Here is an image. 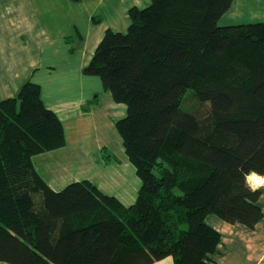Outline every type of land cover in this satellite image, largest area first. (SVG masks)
Returning <instances> with one entry per match:
<instances>
[{"label":"trees","instance_id":"trees-1","mask_svg":"<svg viewBox=\"0 0 264 264\" xmlns=\"http://www.w3.org/2000/svg\"><path fill=\"white\" fill-rule=\"evenodd\" d=\"M233 2L130 8L127 32L107 30L84 67L126 107L115 127L141 183L131 206L89 181L52 190L32 158L66 145L61 121L31 81L0 101L1 263L212 264L221 234L209 215L255 228L262 191L247 177L264 176V22L219 26ZM188 90L197 104L185 110Z\"/></svg>","mask_w":264,"mask_h":264},{"label":"crops","instance_id":"crops-1","mask_svg":"<svg viewBox=\"0 0 264 264\" xmlns=\"http://www.w3.org/2000/svg\"><path fill=\"white\" fill-rule=\"evenodd\" d=\"M149 4L150 0H0V101L16 97L22 85L31 81L40 87L44 106L64 128L63 148L32 158L37 173L52 190L89 181L126 207L136 201L141 183L115 131L126 107L114 103L96 77L86 76L83 69L107 30L125 31L130 25L128 10ZM241 9L256 13L251 21L264 22V0H234L219 26L246 24ZM247 184L264 195V176L250 174ZM206 222L221 234L212 264H231L226 261L224 235L238 247L243 261L251 263L256 226L247 230L210 215ZM237 235L241 238L236 242L232 237ZM263 241L264 237L258 241L263 250L260 260ZM154 264H173V259Z\"/></svg>","mask_w":264,"mask_h":264},{"label":"rangeland","instance_id":"rangeland-1","mask_svg":"<svg viewBox=\"0 0 264 264\" xmlns=\"http://www.w3.org/2000/svg\"><path fill=\"white\" fill-rule=\"evenodd\" d=\"M244 8V7H242ZM245 9V8H244ZM244 9H241V16H242V20H244L243 22H246V24H250V22L252 23H255L256 21H251V20H254V19H251V16H253L254 14L256 13H250L249 11L247 10H244ZM127 32V29L125 31H123L122 33H126ZM97 81L99 82V85L102 86V83H101V80L99 77H96ZM193 92L191 90H188L187 93L185 94V101H184V104H183V108L185 110L187 109H192L196 106L197 104V101L196 99L193 97ZM115 131L119 137V140H120V136L115 128ZM111 143V142H110ZM112 144V143H111ZM114 144V143H113ZM114 148L117 150H113L114 154L118 157V159H120L119 157V153H118V149L117 147L114 145ZM105 154V153H103ZM262 196V195H261ZM259 205L261 206L262 208V211H263V218L257 223L256 225V231H257V241H256V248L254 250V255L252 257V261L251 263H248V262H245L243 261V257L242 255L237 251L238 250V247H235L234 244L231 243L230 239H227L228 237L226 235L223 236V243H224V247H225V251L227 253V260L226 261H231L230 263L232 264H264V256L262 257V259L260 260V257L262 256L263 254V250L262 248L259 247L258 245V241L264 237V195L262 197H260L259 201H258ZM211 217H213L214 219H217L218 221H222L220 220L217 216L215 215H210ZM239 227H244V226H240V224H238ZM248 230V229H247ZM250 230V229H249ZM253 230V229H252ZM233 239H236V242L241 238L240 235H237L235 237H232ZM262 247L264 249V241L262 243Z\"/></svg>","mask_w":264,"mask_h":264},{"label":"bare ground","instance_id":"bare-ground-1","mask_svg":"<svg viewBox=\"0 0 264 264\" xmlns=\"http://www.w3.org/2000/svg\"><path fill=\"white\" fill-rule=\"evenodd\" d=\"M251 179H255V178L252 177ZM251 179H250V180H251ZM251 182L254 183V180H251Z\"/></svg>","mask_w":264,"mask_h":264},{"label":"clouds","instance_id":"clouds-1","mask_svg":"<svg viewBox=\"0 0 264 264\" xmlns=\"http://www.w3.org/2000/svg\"><path fill=\"white\" fill-rule=\"evenodd\" d=\"M252 175L255 177L256 176V173H252Z\"/></svg>","mask_w":264,"mask_h":264}]
</instances>
